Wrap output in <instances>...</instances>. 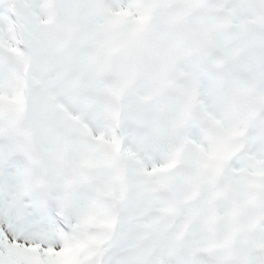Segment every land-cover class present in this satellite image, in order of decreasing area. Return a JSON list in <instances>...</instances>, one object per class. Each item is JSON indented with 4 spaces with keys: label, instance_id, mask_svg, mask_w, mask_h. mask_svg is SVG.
<instances>
[{
    "label": "snow or ice",
    "instance_id": "snow-or-ice-1",
    "mask_svg": "<svg viewBox=\"0 0 264 264\" xmlns=\"http://www.w3.org/2000/svg\"><path fill=\"white\" fill-rule=\"evenodd\" d=\"M0 264H264V0H0Z\"/></svg>",
    "mask_w": 264,
    "mask_h": 264
}]
</instances>
